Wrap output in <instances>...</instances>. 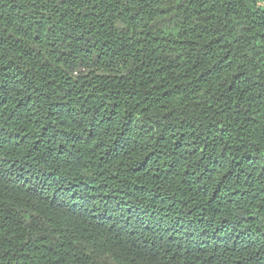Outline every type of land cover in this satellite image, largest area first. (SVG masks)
Wrapping results in <instances>:
<instances>
[{
	"label": "trees",
	"instance_id": "obj_1",
	"mask_svg": "<svg viewBox=\"0 0 264 264\" xmlns=\"http://www.w3.org/2000/svg\"><path fill=\"white\" fill-rule=\"evenodd\" d=\"M0 264H264V0H0Z\"/></svg>",
	"mask_w": 264,
	"mask_h": 264
}]
</instances>
